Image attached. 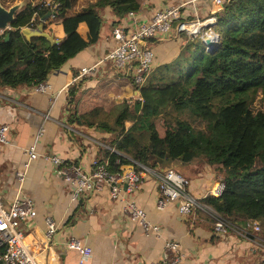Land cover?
Masks as SVG:
<instances>
[{
	"label": "trees",
	"instance_id": "trees-1",
	"mask_svg": "<svg viewBox=\"0 0 264 264\" xmlns=\"http://www.w3.org/2000/svg\"><path fill=\"white\" fill-rule=\"evenodd\" d=\"M17 1L1 4L10 8ZM89 1L32 0L22 8L0 34V87L40 85L100 40L106 8L117 26L142 6L138 0ZM53 12L64 33L59 44L22 33ZM213 29L219 40L211 47L186 36L179 57L141 89L143 101L124 102L110 111L98 107L73 115L71 122L110 135L116 152L107 149L105 157L112 172L134 162L152 169L221 166L225 191L205 203L232 227L247 231L257 221L264 233V112L252 107L259 96L264 98V0H231L218 12ZM77 93L71 89L72 104H77Z\"/></svg>",
	"mask_w": 264,
	"mask_h": 264
},
{
	"label": "crops",
	"instance_id": "crops-1",
	"mask_svg": "<svg viewBox=\"0 0 264 264\" xmlns=\"http://www.w3.org/2000/svg\"><path fill=\"white\" fill-rule=\"evenodd\" d=\"M138 1L142 5L137 12L142 23L149 21L157 10L188 0ZM97 2L92 0L90 5ZM199 5L203 20L209 16L217 18L218 12L211 0L200 1ZM103 16L105 22L100 40L59 71L51 73L46 80L49 85L46 92H38L35 87H0V125L7 123L11 127L9 144L0 146V194L6 207L16 196V174L23 172L29 162L26 150L37 142L39 157L30 162L23 185L24 193L34 200L37 211L34 220L21 225L31 252L41 264H76L78 255L67 249L65 242L77 238L92 248L87 264H151L162 261L166 242L174 241L181 245L180 264H251L247 248L252 239L238 230H230L226 235L217 234L207 213L196 210L189 216H182L178 203H171L164 210L157 209L161 197L158 176L166 168L157 167L153 173H145L138 189L128 192L122 202L113 201L110 189L105 185L73 200L72 188L46 159L47 156H58L90 170L94 158L106 159V150L113 148L108 142L110 135L72 123L71 117L98 107L110 111L137 97L131 72L117 71L109 62L100 65L95 74L75 80L82 68L103 60L114 46L112 33L116 16L109 8L104 10ZM51 22L45 23L50 28L46 31L62 40L61 22L56 27ZM59 28L62 35L53 31H60ZM80 30L88 39L87 27L83 25ZM186 36L175 31L166 41L152 43L156 60L150 78L159 68L179 57ZM72 88L78 90L77 104L70 102ZM175 166L179 174L190 180L188 192L196 198H202L221 177L222 167L217 165L177 164L170 168ZM182 170L184 174L179 172ZM127 201H134L143 209L150 222L160 227V233L147 236L140 224L130 220L124 212ZM48 216L59 225V231L54 241L45 246V219Z\"/></svg>",
	"mask_w": 264,
	"mask_h": 264
},
{
	"label": "built area",
	"instance_id": "built-area-1",
	"mask_svg": "<svg viewBox=\"0 0 264 264\" xmlns=\"http://www.w3.org/2000/svg\"><path fill=\"white\" fill-rule=\"evenodd\" d=\"M200 1L203 0H188L175 6L159 9L149 21L142 23L137 12H129L113 30L114 46L109 54L94 66L82 68L75 80L95 74L100 65L109 62L117 71L131 72L138 93L136 100L143 101L141 89L146 85L156 60L153 42H164L175 31L186 34L189 38H200L205 44L207 40H211L214 44L218 42L219 35L213 29L217 18L209 16L203 20ZM230 1L211 0V3L216 12H220ZM48 88L49 85L45 81L36 86L35 90L46 92ZM10 130L9 124L0 125V146L9 144ZM109 150L116 152L114 148ZM26 153L29 156V162L25 164L23 172L16 174L18 188L14 200L8 207L5 206L4 197L0 194V264H41L27 245L21 226L25 222L34 220L37 215L34 200L23 190L30 162L39 157L37 142L30 146ZM46 159L56 167L58 174L72 188L73 200H79L81 196L105 185L110 189L111 199L122 202L128 192L132 193L138 189L145 173H153L152 168L137 162L126 166L125 170L122 168V171L112 172L108 159L94 158L90 170L84 169L79 164L67 162L58 156H47ZM158 179L161 196L156 205L158 210H164L171 203H178L182 216H189L196 210L207 213L214 222V232L217 234L226 235L233 230L231 224L204 201L209 197H222L226 187L223 179L217 180L202 198L189 194L190 180L174 168L162 170ZM124 212L130 220L141 225L147 236L160 233V227L150 222L147 213L134 201L125 203ZM45 222L44 245L48 246L57 236L59 225L50 216L45 219ZM248 227L246 233L251 230H261L260 223L257 221L250 222ZM65 246L77 253L76 264H87V259L92 255V248L80 239L71 238L65 242ZM165 249L164 259L151 264H180V243L168 241Z\"/></svg>",
	"mask_w": 264,
	"mask_h": 264
},
{
	"label": "rangeland",
	"instance_id": "rangeland-1",
	"mask_svg": "<svg viewBox=\"0 0 264 264\" xmlns=\"http://www.w3.org/2000/svg\"><path fill=\"white\" fill-rule=\"evenodd\" d=\"M90 1H92V0H90ZM21 2H23L22 8H24L26 5L31 3L32 0H20V1H17L15 4H19ZM14 5H12V6H14ZM50 20H52V22L50 24H52L55 27L58 26L59 23L61 22V20L59 18H55V17H49L46 22H49ZM44 26H45V30L46 29L50 30V28L48 27L47 24H44ZM59 30H60V28H59ZM53 31H54V33L56 32L58 35H62L61 30L60 31H55L53 29ZM47 32L50 33L49 31H47ZM133 86H135V84H133ZM133 99H135V98H133ZM136 101L137 100L135 99L134 101L130 102L131 105H133ZM252 107H253V110L255 112H259V111H263L264 112V98H263L262 95L257 98V100L254 102ZM128 126H130V124H128ZM171 167H173V166H171ZM168 168H170V167H168ZM175 168H176V166L174 167V169ZM179 172L184 174L183 170L179 171ZM220 178L223 179V176L221 175ZM260 226H261V230L260 231L251 230L249 233H246V231H242L241 229L232 227L233 229L238 230L243 236L246 235V237H248V239H252L250 241V243H251L250 246H248V248H247V251L249 250L250 256H251V260H250L251 264H264V233H263V225L261 223H260ZM240 237H242V236H240ZM242 238H244V237H242ZM244 239L247 240V238H244Z\"/></svg>",
	"mask_w": 264,
	"mask_h": 264
},
{
	"label": "water",
	"instance_id": "water-1",
	"mask_svg": "<svg viewBox=\"0 0 264 264\" xmlns=\"http://www.w3.org/2000/svg\"><path fill=\"white\" fill-rule=\"evenodd\" d=\"M22 6H23V2L19 4H15L10 8H5L1 4V0H0V34H2L6 29L10 28L11 24L15 20L16 15L22 9ZM55 14H56L55 12L49 13L47 16L43 18L42 24H40L37 28L35 29L29 27L24 28L22 29V33L28 37L43 36L48 38L52 42V44H59L61 40L55 38L54 34L48 33L44 28V24L47 21V19L49 17L55 16ZM206 44L211 47L214 45V42H212L211 40H207Z\"/></svg>",
	"mask_w": 264,
	"mask_h": 264
}]
</instances>
